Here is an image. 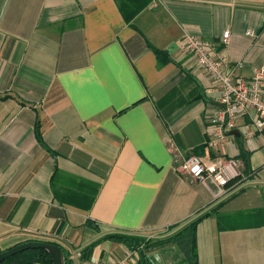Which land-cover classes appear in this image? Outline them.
<instances>
[{
    "label": "crops",
    "instance_id": "obj_1",
    "mask_svg": "<svg viewBox=\"0 0 264 264\" xmlns=\"http://www.w3.org/2000/svg\"><path fill=\"white\" fill-rule=\"evenodd\" d=\"M185 33L235 78L264 72V0H152L131 23L115 0H0L1 250L45 240L73 264H140L106 234H157L223 202L197 225L198 264H264V128L249 135L243 115L215 135L218 92ZM241 147L254 174L235 195L178 168L196 154L231 178Z\"/></svg>",
    "mask_w": 264,
    "mask_h": 264
},
{
    "label": "built area",
    "instance_id": "obj_2",
    "mask_svg": "<svg viewBox=\"0 0 264 264\" xmlns=\"http://www.w3.org/2000/svg\"><path fill=\"white\" fill-rule=\"evenodd\" d=\"M252 34V31L247 30ZM228 31L222 34V42L227 43ZM181 47L190 54L196 64L211 79L209 91L217 90L219 103L212 123L215 125V135L222 139L237 126V118L250 115L252 118L249 135L264 128V72L263 68L255 70L250 78H235L233 67L229 61L221 56L212 54L213 43L192 34L185 33L181 38ZM216 146V140L210 141ZM180 171L204 180L210 177L217 184L223 186L229 179L225 167L220 163L206 165L202 158L190 154L183 158L178 165Z\"/></svg>",
    "mask_w": 264,
    "mask_h": 264
},
{
    "label": "trees",
    "instance_id": "obj_3",
    "mask_svg": "<svg viewBox=\"0 0 264 264\" xmlns=\"http://www.w3.org/2000/svg\"><path fill=\"white\" fill-rule=\"evenodd\" d=\"M152 0H115L117 7L126 23H131L133 18L143 10ZM157 61L160 64H163L169 61V57L167 52L161 49L154 48L153 49ZM249 154L242 147L239 149V154L237 155V159L241 160L243 163V170L239 171L236 175L229 178L226 183L223 185L227 189H233L237 187V191L232 195L237 194L242 191V184L247 180L253 177V171L251 170L248 163ZM262 197L264 198V189H262ZM223 202L217 203L215 206L210 208H203L196 212L195 216L189 219L186 223L181 226L174 225L169 227L166 231L170 232V236L162 240H156V244H166V243H174L176 246L182 251L184 254L183 263L184 264H198V255H197V225L204 218L208 217L212 213H214L220 204ZM106 238H111L116 241L124 242L127 244L129 248L139 253V261L140 264H147L145 258L144 250L148 248L149 240H146L144 235L139 234H130L123 232H116L111 234H106ZM98 240L93 241L89 244V248H92L94 244ZM51 242V241H50ZM55 243V242H52ZM143 244V249L141 245ZM59 245V244H58ZM63 250L64 254V264H73L69 256L68 250H66L63 246L59 245ZM2 250L0 249V252ZM52 258L48 252L43 249H27L22 252H19L2 262L0 264H51Z\"/></svg>",
    "mask_w": 264,
    "mask_h": 264
},
{
    "label": "rangeland",
    "instance_id": "obj_4",
    "mask_svg": "<svg viewBox=\"0 0 264 264\" xmlns=\"http://www.w3.org/2000/svg\"><path fill=\"white\" fill-rule=\"evenodd\" d=\"M243 221V220H242ZM170 232L162 231L157 234L144 235L146 240H149L151 244H148V248L145 249L143 244L141 247L145 253V260L147 264H184V254L174 243L156 244V240H162L170 236ZM139 257V253L136 251Z\"/></svg>",
    "mask_w": 264,
    "mask_h": 264
},
{
    "label": "water",
    "instance_id": "obj_5",
    "mask_svg": "<svg viewBox=\"0 0 264 264\" xmlns=\"http://www.w3.org/2000/svg\"><path fill=\"white\" fill-rule=\"evenodd\" d=\"M168 51H170V48H168ZM234 132L235 130H231L229 133ZM36 248L43 249L50 254L51 264H64V254L61 247L56 243L45 240H28L4 249L0 252V262L24 250Z\"/></svg>",
    "mask_w": 264,
    "mask_h": 264
}]
</instances>
